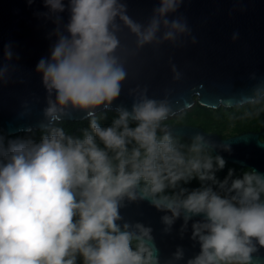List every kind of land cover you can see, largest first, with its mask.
I'll list each match as a JSON object with an SVG mask.
<instances>
[{"label": "clouds", "instance_id": "clouds-1", "mask_svg": "<svg viewBox=\"0 0 264 264\" xmlns=\"http://www.w3.org/2000/svg\"><path fill=\"white\" fill-rule=\"evenodd\" d=\"M42 3L47 11L34 15L50 20L49 35L56 37L35 67L45 106L23 137L0 131V264L184 261L180 246L162 261L153 228L125 219L122 209L139 202L164 213L166 234L182 220L183 238L191 222L199 251L185 264H255L264 249V173L230 167L220 179L227 161L217 150L231 154L232 142L201 130L188 138L177 134L169 121L183 117V97L156 98L137 87L128 90L130 106L113 108L128 78L118 34L127 29L137 48L181 45L184 37L195 44L187 18L178 14L184 0H158L145 22L129 16L126 0ZM12 58L11 44L5 45L4 60ZM11 67L0 65V86L9 83ZM172 71L179 80L175 65ZM251 91L242 97L250 106L239 117L243 123L264 117V81ZM99 109L114 111L109 124L100 122ZM77 113L88 120L80 135L65 126ZM193 181L199 186L190 188Z\"/></svg>", "mask_w": 264, "mask_h": 264}, {"label": "water", "instance_id": "water-1", "mask_svg": "<svg viewBox=\"0 0 264 264\" xmlns=\"http://www.w3.org/2000/svg\"><path fill=\"white\" fill-rule=\"evenodd\" d=\"M128 14L134 20L145 22L158 0H126ZM42 0L28 6L26 0H0V65L9 63L11 79L0 86V129L5 133L22 130L34 125L41 118L46 92L35 67L42 57L49 55L56 37L49 34L55 25L35 12H44ZM178 14H183L192 30L191 37L174 45L165 42L160 46L146 45L137 48L135 37L124 29L119 38L122 47L118 54L125 62L128 78L120 98L114 103L130 106L129 89L147 87L148 95L162 98L170 93L172 98L183 97L191 106L195 101L215 107L244 102L242 97L251 95L252 89L264 81V0H184ZM65 22L67 13L62 14ZM237 34L234 40L233 35ZM11 44L13 58L4 60L5 45ZM182 75L173 79L172 67ZM264 93H262L263 95ZM183 103V101H182ZM30 109V115L19 119L18 114ZM75 114L73 119L82 118ZM176 133L190 137L194 130L209 132L220 142L230 140L232 152L217 150L226 161L248 166L264 173V122L253 128L221 136L205 130L198 124L172 122ZM239 137V139H237ZM129 221H140L153 228L155 240H191V222L181 238L182 220H177L171 233H164L161 216L147 202L132 203L122 209ZM161 259L172 256L178 246L185 250L187 258L199 251L193 241H156ZM255 264H264V249L254 256Z\"/></svg>", "mask_w": 264, "mask_h": 264}, {"label": "trees", "instance_id": "trees-1", "mask_svg": "<svg viewBox=\"0 0 264 264\" xmlns=\"http://www.w3.org/2000/svg\"><path fill=\"white\" fill-rule=\"evenodd\" d=\"M264 95V94H263ZM250 108L246 102L236 103L232 105H218L215 107L206 106L195 101L191 106L185 109L183 117L174 118L172 122H185L198 124L205 130L214 131L221 136H226L229 134H234L238 131L257 127L264 122V117H261L260 120H254L248 123L240 122V115ZM115 115L114 111H109L105 113L103 109L97 110V116H103L104 119H101L102 124H109L112 117ZM230 116H235V120L229 119ZM73 134L80 135L82 128L88 127V120L82 118L71 119L65 125ZM0 131H2L0 129ZM3 132V131H2ZM5 133V132H4ZM12 138L23 137L24 132L22 130L8 133ZM182 136V135H181ZM184 138H188L183 136ZM39 137L37 136V139ZM236 168L239 172L241 169L248 168V166H239L233 162L227 161L226 167L223 171L218 172L217 175L220 179H223L227 174L228 168ZM198 182L193 181L190 188L198 187Z\"/></svg>", "mask_w": 264, "mask_h": 264}]
</instances>
